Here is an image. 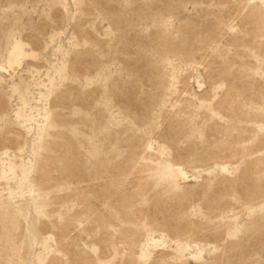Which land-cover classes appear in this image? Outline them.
<instances>
[{"label": "rangeland", "instance_id": "374dc122", "mask_svg": "<svg viewBox=\"0 0 264 264\" xmlns=\"http://www.w3.org/2000/svg\"><path fill=\"white\" fill-rule=\"evenodd\" d=\"M0 264H264V0H0Z\"/></svg>", "mask_w": 264, "mask_h": 264}]
</instances>
